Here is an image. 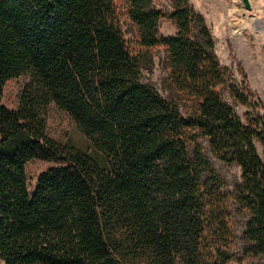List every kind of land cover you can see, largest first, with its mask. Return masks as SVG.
<instances>
[{"label":"trees","instance_id":"1","mask_svg":"<svg viewBox=\"0 0 264 264\" xmlns=\"http://www.w3.org/2000/svg\"><path fill=\"white\" fill-rule=\"evenodd\" d=\"M125 1L126 29L115 0H0V264H264L261 101L219 62L189 0ZM164 18L174 34H159ZM156 45L166 96L142 79ZM22 75L9 109L3 86ZM51 103L87 149L48 135ZM206 145L239 168L232 188ZM35 158L57 164L29 192Z\"/></svg>","mask_w":264,"mask_h":264},{"label":"rangeland","instance_id":"2","mask_svg":"<svg viewBox=\"0 0 264 264\" xmlns=\"http://www.w3.org/2000/svg\"><path fill=\"white\" fill-rule=\"evenodd\" d=\"M154 2L159 9H170L169 0H154ZM189 2L204 17L210 28L215 42L214 52L219 62L228 67L238 80H242V74H244L249 88L256 93L257 98L261 101V111L264 112V0H249L250 9H246L241 0H189ZM115 6L120 23L124 29L128 28L130 20L126 15V1L115 0ZM175 31L176 27L173 20L164 18L160 21V35H172ZM129 34H127V37L132 40L129 47L135 51L143 48ZM147 49L151 56V63L144 61L142 79L166 96L168 91L164 89L163 85V80L167 76V70L163 64L165 47L156 45ZM241 69L243 73H241ZM28 81L29 76L27 75L7 80L3 86L2 104L9 109H17L21 91ZM228 101L231 102L230 99ZM234 108L241 116L248 111L246 106L240 104H234ZM255 110H260V108L256 106ZM46 122L48 135L59 144L87 149L88 141L86 137L77 129L70 116L54 103L48 106ZM256 147L261 154L262 146L256 143ZM206 151L213 166L221 174L225 186L232 188L239 178V168L234 165H225L215 159L207 145ZM56 164L54 161L38 158L27 162L26 172L29 192L34 190L40 173ZM234 229L239 246V236L243 230V219L237 218L235 220Z\"/></svg>","mask_w":264,"mask_h":264},{"label":"water","instance_id":"3","mask_svg":"<svg viewBox=\"0 0 264 264\" xmlns=\"http://www.w3.org/2000/svg\"><path fill=\"white\" fill-rule=\"evenodd\" d=\"M241 2L243 3L244 7L246 9H250V2L249 0H241Z\"/></svg>","mask_w":264,"mask_h":264}]
</instances>
